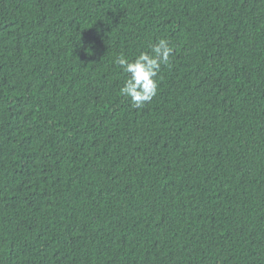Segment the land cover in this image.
<instances>
[{
    "label": "trees",
    "instance_id": "trees-1",
    "mask_svg": "<svg viewBox=\"0 0 264 264\" xmlns=\"http://www.w3.org/2000/svg\"><path fill=\"white\" fill-rule=\"evenodd\" d=\"M0 264H264V0H0Z\"/></svg>",
    "mask_w": 264,
    "mask_h": 264
},
{
    "label": "clouds",
    "instance_id": "clouds-1",
    "mask_svg": "<svg viewBox=\"0 0 264 264\" xmlns=\"http://www.w3.org/2000/svg\"><path fill=\"white\" fill-rule=\"evenodd\" d=\"M173 52L174 48L167 39H159L150 46V52H140L134 59L124 55L116 59L115 63L127 74L120 92L130 98L134 107H143L157 95L158 74L162 66L170 63Z\"/></svg>",
    "mask_w": 264,
    "mask_h": 264
}]
</instances>
